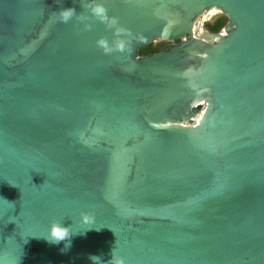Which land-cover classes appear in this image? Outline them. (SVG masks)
I'll use <instances>...</instances> for the list:
<instances>
[{
    "label": "water",
    "instance_id": "obj_1",
    "mask_svg": "<svg viewBox=\"0 0 264 264\" xmlns=\"http://www.w3.org/2000/svg\"><path fill=\"white\" fill-rule=\"evenodd\" d=\"M99 2L0 0V264H264V0Z\"/></svg>",
    "mask_w": 264,
    "mask_h": 264
},
{
    "label": "clouds",
    "instance_id": "obj_2",
    "mask_svg": "<svg viewBox=\"0 0 264 264\" xmlns=\"http://www.w3.org/2000/svg\"><path fill=\"white\" fill-rule=\"evenodd\" d=\"M82 9L86 11L76 12L75 8H61L57 12H53L58 22L67 24L73 18L84 26V30L91 28L90 20L95 19L103 23L106 28L112 31L113 39L109 41L106 37H99L96 40V46L106 55L114 52L130 51V41L127 37L130 35L127 29L120 25L119 20L115 16H110L107 8L99 0H80ZM81 222L91 224L94 218L87 212L80 213ZM78 232H73L71 226H65L58 220H52L46 230V234L41 236L50 244H60L64 242L65 246L61 251H67L71 247V237ZM89 259L93 264H103L98 256L90 255ZM107 264H124L123 257L116 255L114 249L111 251V259Z\"/></svg>",
    "mask_w": 264,
    "mask_h": 264
},
{
    "label": "trees",
    "instance_id": "obj_3",
    "mask_svg": "<svg viewBox=\"0 0 264 264\" xmlns=\"http://www.w3.org/2000/svg\"><path fill=\"white\" fill-rule=\"evenodd\" d=\"M228 18L224 14H219L218 16L214 17L211 21H207L205 23V27L207 30L212 32H218L221 28L225 25ZM167 46L164 42H151L149 44L143 45L139 48L138 53L140 55H146L150 53H154L161 49V47Z\"/></svg>",
    "mask_w": 264,
    "mask_h": 264
},
{
    "label": "flooded vegetation",
    "instance_id": "obj_4",
    "mask_svg": "<svg viewBox=\"0 0 264 264\" xmlns=\"http://www.w3.org/2000/svg\"><path fill=\"white\" fill-rule=\"evenodd\" d=\"M170 44H171V43H170ZM170 44H168L167 46H163V47H161V49L169 47Z\"/></svg>",
    "mask_w": 264,
    "mask_h": 264
}]
</instances>
